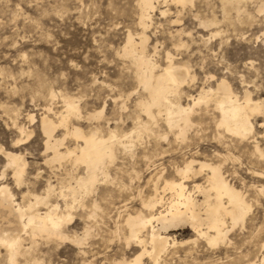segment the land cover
<instances>
[{
    "label": "rangeland",
    "instance_id": "374dc122",
    "mask_svg": "<svg viewBox=\"0 0 264 264\" xmlns=\"http://www.w3.org/2000/svg\"><path fill=\"white\" fill-rule=\"evenodd\" d=\"M263 3L264 0H198L203 21L212 25L208 20H216L210 27L201 26L186 10L181 14V21L176 24L169 22L168 17L161 16V11L156 10L147 30L148 48L157 41L158 58L162 64L167 50L176 57H182V62H188L191 74H194V79L186 86L191 94H197L203 86L215 88L219 80L225 79L241 99L246 94L253 99L263 98L264 7L259 12ZM136 8L135 0H0V147L12 149L20 135L10 116L5 113L6 108L15 114L18 112L16 121L25 124L26 133L29 134H25L22 144L14 149L22 151L29 163L25 183L18 186L11 169L7 170L3 179L12 186L19 201L24 191L42 192L49 181L59 187L57 176L64 174V169L72 168L69 162L61 167L59 162L46 161L48 157L44 153L45 139L40 119L46 113V105L52 103L47 100L51 89L79 99L77 103L82 114L79 120L72 118V121L80 124L84 131L100 122L102 131L106 130L105 121L108 118L109 126L128 131L138 114L145 121L148 120L154 130L153 133H142L135 140L134 165L125 163L122 172L111 167L112 176L98 180L91 196L85 197L88 205L94 200L100 203L98 214L96 212L94 216L88 217L86 211L79 208L75 210L74 219L67 229L71 235L84 237L89 227L91 233L82 244L40 236L31 240L23 234L27 252L16 264H32L33 256L41 259L43 264H114L137 255L141 248L133 243L127 246L124 240L128 232L124 219L127 213L141 209V199L153 193V184L159 174H162L156 182L159 186L163 178H177L171 167L193 157L185 149L188 145L193 152L198 150L201 153L200 159L206 156L218 162L222 159L216 152L227 154L226 146L230 144V151L236 157L225 162L226 169L230 173L236 171V175L230 179L236 187L249 193L253 205L245 227L241 229L236 225L229 232L231 243L215 249L203 239L198 238L195 242L191 240L185 247L172 251L167 256V264H244L263 254L264 193L252 185L264 184V178L254 176L251 171L264 173V159L254 154L256 140L264 152V126H260L264 115L253 117L255 137L240 140L222 132L223 129L218 130L216 119L219 113L212 105H202L198 106L200 114L199 118L196 117L200 125L190 131L187 142H174L172 135L168 139L162 137L166 133V126L161 116L149 119L135 104L143 89L133 80L132 65L121 53L126 34L132 31L137 36ZM183 28L191 35L184 38L185 45L175 47L170 33ZM213 31H218V35L210 36ZM114 98L117 99L114 101ZM122 102L127 104L125 109L120 108ZM183 102L192 101L184 99ZM62 105V99L57 97L52 106L54 110H62ZM104 106L101 118L90 120L86 117ZM28 114L34 115L33 120ZM50 116L53 117V113ZM219 131L224 136L218 134ZM62 132L63 128L59 127L57 133ZM218 137H224L223 142ZM66 141L74 145L76 139L69 137ZM121 149L119 157L123 156L126 159L122 161L129 162L130 152L125 154ZM146 154L150 156L149 160H153L150 169L146 165ZM119 159L121 161L122 158ZM5 162L0 152V171ZM134 169L140 171L139 177L134 175ZM72 170L70 178L67 175L62 177L76 185L74 176L83 174L84 167ZM198 178L186 183L193 185L196 181L203 182L201 176ZM161 192L165 197L170 195L167 190ZM52 199L57 200L55 195ZM58 201L63 203L62 200ZM171 235L180 240L196 237L187 226L171 231ZM5 252L2 248V253ZM143 261L144 264H151L148 257ZM0 264L9 262L0 259Z\"/></svg>",
    "mask_w": 264,
    "mask_h": 264
},
{
    "label": "bare ground",
    "instance_id": "6f19581e",
    "mask_svg": "<svg viewBox=\"0 0 264 264\" xmlns=\"http://www.w3.org/2000/svg\"><path fill=\"white\" fill-rule=\"evenodd\" d=\"M224 1L230 2V0ZM135 5L137 7L135 14L138 26L137 36L135 37L131 33L132 31L126 34V41L121 53L124 55V59L127 57L132 65L133 80L143 89V93L137 97L135 104L149 119L154 120L156 115L161 116L166 126V133L161 136L168 139L172 135L174 142H187L190 138V131L200 125L196 120L200 114L197 111L198 106L209 107L212 105L214 110L219 113L216 119L218 130L223 129L222 132L236 136L240 140L255 137L256 125L253 117L264 115V97L253 99L249 94H246L241 99L233 92L225 79L219 80L215 88L203 86L197 94H191L186 90V86L189 81L194 79V74H191L188 62H182V57H176L177 55L175 56L174 53L167 50L164 53V63L162 64L158 58L157 41L153 45H149L150 49L148 48L147 30L152 24L153 13L156 10L161 11V16L168 17L169 22L171 21L173 24L181 21V14L185 10L197 19L201 26H212L216 23L215 18L208 20L212 25H207L208 23L203 21L198 0H135ZM263 7L264 3L259 7V12L263 10ZM170 34V38H174L173 45L180 48L186 44L184 38L191 35L186 33L184 28L177 29L176 32ZM215 35H218V31L210 33V36L214 37ZM135 87L137 89V86ZM48 93L47 100L52 103L46 105V113L40 119L45 139L44 153L48 157L46 161L59 162L61 167L66 162L71 163L72 168L65 167V172L62 174L67 175V178L72 176V169H78L80 166L84 167V173L74 176L76 185L59 175L57 176L59 187L49 181L42 192L24 191L22 200L19 201L12 186L3 179L7 170L11 169L17 185L21 187L25 183L24 177L29 163L22 151L14 149L19 148L25 134L28 133H26V125L16 121L17 116L15 115L18 112L15 114L9 109H5V113L10 116L13 125L20 133L19 138L14 141L12 149L0 147V152L6 160L0 171V259L6 260L9 264H16L21 256H26L27 247L23 234L29 236L31 240H36L40 236L82 244L87 235L91 233L89 227L85 230L84 237L71 235L67 229L74 219L75 210L79 208L86 211L88 217L94 216L101 208L100 203L94 200L92 204L88 205L85 197L91 196L98 180L112 176L110 175L111 167L122 172L125 169L123 167L125 163L134 165L136 160L132 159L135 155L133 150L135 140L139 139L144 132L153 133L154 131L149 126L148 120L145 121L139 114L135 117L133 127L128 131H119L117 126H109L108 119L110 118L105 121L106 130L102 131V126H99L100 122L92 126L90 130L84 131L80 124L72 121V118L79 120L80 113L82 114L77 103L79 99L76 100L74 97L54 89ZM131 93L133 94V92ZM57 97L62 99V110H54L52 106ZM116 99L114 98V101ZM184 99L192 102L185 104ZM125 104L122 102L120 108L125 109ZM104 108L105 106L87 114L86 117L90 120L99 119L102 117ZM50 113H53L54 116H50ZM28 116L33 120V114H28ZM260 126H264V121ZM59 127L63 128L61 134L57 133ZM218 134L224 136L221 131ZM69 137L76 139L74 145L67 143L66 140ZM223 139L218 137L221 142ZM226 142L228 143L227 140H225ZM229 146L230 144L226 146L228 147L227 154L216 152L222 160L213 162L206 156L203 157L204 159H200L201 153L198 150L193 152L191 146L188 145L185 149L193 157L185 158L187 160L183 164H174L171 167L177 178H163L159 186L156 182L162 174L156 177L153 193L149 197L141 199V209L127 213L124 219V224L128 229L127 235L124 237L127 246L133 243L134 246L141 248V251L134 257L123 258L114 264H144L145 257L149 258L151 264H167V256L172 251L176 252L179 248L185 247L189 241L195 242L198 238L205 240L213 248L231 243L229 232L236 225L241 229L245 227L253 204L249 193L236 187L230 179L236 175V171L230 173L226 169L225 162L236 156L230 151ZM254 148V154L256 153L260 159H264V152L257 140ZM119 149L125 154L130 152L129 162L122 161L125 157H119ZM144 157L147 158L146 165L150 169L153 160L151 158L149 160L150 156L147 154ZM119 158H122L121 161ZM133 171L135 176H140V171L135 169ZM251 173L256 177L264 178L262 171L253 170ZM200 176L203 178V182L196 181L193 185L187 184ZM252 186L260 193H264V184ZM165 190L170 192L168 197L161 194V191ZM53 195L57 200L52 199ZM58 200H62L63 203L60 204ZM255 201L257 202L258 199ZM184 226L189 227L196 237L180 240L175 235H171V231ZM2 248L6 251L5 253H2ZM261 248L263 254L259 258L257 257L258 259L255 258L256 260L244 264H264V241ZM32 264L43 263L41 259L33 256Z\"/></svg>",
    "mask_w": 264,
    "mask_h": 264
}]
</instances>
